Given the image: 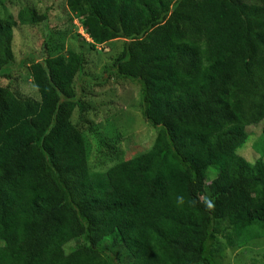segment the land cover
I'll return each instance as SVG.
<instances>
[{
  "label": "trees",
  "instance_id": "obj_1",
  "mask_svg": "<svg viewBox=\"0 0 264 264\" xmlns=\"http://www.w3.org/2000/svg\"><path fill=\"white\" fill-rule=\"evenodd\" d=\"M53 9L0 16V75L19 28L48 30L29 55L38 97L0 82V264H221L264 239V0H66L57 25ZM111 79L139 89L157 137L94 173L83 84Z\"/></svg>",
  "mask_w": 264,
  "mask_h": 264
},
{
  "label": "rangeland",
  "instance_id": "obj_2",
  "mask_svg": "<svg viewBox=\"0 0 264 264\" xmlns=\"http://www.w3.org/2000/svg\"><path fill=\"white\" fill-rule=\"evenodd\" d=\"M5 4V10L0 8L2 17L7 14L17 17L23 6L36 8L40 13H44L48 7H54L50 12V23L57 25L63 20L61 6L66 4V0H5ZM47 32L45 24L30 28L21 27L16 31L15 60L0 75V82L3 86L9 85L5 76H10L25 97H38L29 73V65L34 62L35 58L29 55L31 53L37 57L42 53V45ZM79 33L87 38L83 30ZM111 45L113 47L110 49L99 47L100 54L93 59L95 55H90L86 60L85 73L88 78L90 77L89 79L98 82V79L108 78L104 75V65L109 62L112 51L117 54L121 52L122 42L117 41ZM83 86L87 90V95L83 100L87 105H92L93 109L90 113H84L85 120L89 122H81L80 127L83 128L84 133H89L90 127L94 130L92 134L87 135V143L91 152L89 163L91 168H94V173L104 172L113 165L108 162L111 158L110 152L114 155L117 153L121 160L125 161L152 148L157 131L147 125L141 116L139 89L136 86L114 79L102 87H93L89 83H84ZM78 115L76 112L75 121ZM254 128L250 129L251 132L253 130L252 135H259L260 129ZM240 154L247 160L259 157L253 153L251 144ZM75 245L71 243L69 247ZM219 262L221 264H264V239L254 240L242 249L226 250Z\"/></svg>",
  "mask_w": 264,
  "mask_h": 264
}]
</instances>
